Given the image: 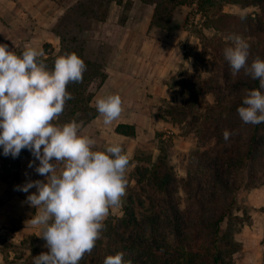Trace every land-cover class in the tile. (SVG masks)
<instances>
[{"label":"trees","instance_id":"trees-1","mask_svg":"<svg viewBox=\"0 0 264 264\" xmlns=\"http://www.w3.org/2000/svg\"><path fill=\"white\" fill-rule=\"evenodd\" d=\"M224 1L242 7H256L259 13L254 17L221 14L213 19L211 27L223 34L234 30L250 37L257 35V44L247 42L250 45L248 63L256 57L264 60V0ZM91 3L92 0L77 2L58 22L54 29L60 39L56 54L47 53L48 47H43L47 56L40 59L49 69L53 68L56 57L66 53H76L86 64L83 82L67 86L73 99L66 102L63 114L53 123L59 124L68 117L78 120L80 114H87L82 119L84 124L98 114L90 103L95 91L106 79L104 68L107 60L102 53L89 51L90 41L81 25L80 20L86 16L84 7ZM100 3L102 0H99ZM91 12L96 13L95 10ZM75 16L76 20H73ZM94 20L104 19L94 17ZM151 24L160 25L158 5L155 6ZM193 57L195 64L212 62L218 66L221 63V73L204 83L190 75L189 79L180 78L169 84L173 92L178 91L185 98L181 105H174L172 111L167 112L173 118L185 119L192 114L198 98L203 94L212 92L215 97L214 104L201 120L200 131L203 146L211 140L214 143L192 154L183 180L184 208H180L176 197L177 179L166 162V156L158 157L152 171L136 168L134 176L139 194L135 195V200L132 196L123 199V215L118 228L108 218L104 221L101 238L96 241L92 252L85 254L87 257H83L81 264H103L105 257L118 252H123L124 261H131V264H230L232 255L238 251L237 244L221 235V226L232 214L235 196L241 188L237 182L239 172L257 165L262 157L264 123L245 124L239 118L237 109L243 106L245 90L256 89L264 94V89H260L259 80H253L243 70L233 75L223 51L217 49L213 61H204L206 51H193ZM92 84H96V90H90ZM225 130L231 133L227 141L223 138ZM115 132L133 136L134 128L119 124ZM248 183L251 188L258 185L253 175H250ZM26 243L27 239L22 240L20 247L31 253L34 247H27Z\"/></svg>","mask_w":264,"mask_h":264},{"label":"clouds","instance_id":"clouds-1","mask_svg":"<svg viewBox=\"0 0 264 264\" xmlns=\"http://www.w3.org/2000/svg\"><path fill=\"white\" fill-rule=\"evenodd\" d=\"M228 39L232 46L223 54L233 75L243 70L264 89V60L256 57L249 64L247 41L239 35ZM43 55L27 45L17 55L7 44H0V147L4 156L13 158L28 149L39 161L35 172L45 177L18 187L25 193L36 189L27 196L36 209L27 223L40 227L49 250L34 257L33 264H79L101 238L110 209L122 206L129 160L119 144L93 150L96 141L80 133L82 122L53 123L73 99L67 86L83 82L86 64L76 53H66L56 57L49 69L40 59ZM92 103L106 126L123 111L119 95L98 96ZM242 105L237 109L242 122L264 123L260 90H245ZM230 135L225 130L224 140ZM123 257V252L109 255L103 264H131Z\"/></svg>","mask_w":264,"mask_h":264},{"label":"rangeland","instance_id":"rangeland-1","mask_svg":"<svg viewBox=\"0 0 264 264\" xmlns=\"http://www.w3.org/2000/svg\"><path fill=\"white\" fill-rule=\"evenodd\" d=\"M134 2H137L135 8L138 12L135 19L142 20L146 18L149 11L154 10L155 6L158 5L159 27L174 30L176 26H179L181 30L183 29L191 34L188 39L179 38L177 40L176 45L185 54L186 61L181 63L176 72L169 74L163 80L169 89V84H173L180 78L189 79L190 75L197 78L200 83L220 76L221 63L218 66L212 62L210 64L205 62L195 64L193 51H206L204 61H213L217 49L224 51L226 47L232 46V42L228 39L230 35H239L247 42L258 43L257 35L250 37L248 34H239L234 30L223 34L218 33L211 27L213 19L221 14L240 17L251 15L254 17V14L259 13V9L256 7H242L237 4L226 3L224 0H102L100 4L99 0H92L91 4H86L84 7L86 16L80 21L90 41L89 51L91 53L95 51L97 54L100 52L102 57L107 60L104 68L105 74L107 69L111 70L112 68L110 62L116 49L114 41L122 38V32H115L113 27L107 26L105 22L110 16L112 7L121 5L122 12L118 18L121 23L127 17L126 14L132 8ZM194 9L201 11L204 18L202 17L203 21L200 26L188 30L186 28L188 14ZM92 10H95L96 13L92 14ZM94 17L104 20H94ZM72 19L76 20V16ZM108 37H112V40H108ZM49 52L48 50L47 53ZM90 90H96V84H92ZM184 100L185 98L178 91H174V94L166 98H159L154 106V111L146 113L149 122L144 126L137 127L133 136L116 135L113 133L111 125L97 126V124L92 123L93 121L83 124L82 119H85L87 114H80L79 119H75L77 123L82 122L80 133L96 141L93 150L103 151L106 146L112 144H119L123 148L124 154L127 155L130 161L126 172L128 181L126 196L123 199L132 196L135 200V195L140 192L135 182V169L147 168L152 171L158 163V157L164 155L167 157L168 166L177 179L176 197L180 203V208H184L186 197L183 191V180L189 170L192 154L195 151H203L207 146L214 143V140H211L205 144L206 146H203L200 140V131L202 127L201 120L207 110L214 104L215 97L212 92L200 96L196 102L194 112L185 119L177 116L173 118L168 114L172 111L174 105H181ZM72 120L73 117H68L67 120H63L59 124L68 123ZM2 152L3 149L0 147V156H2ZM20 154L17 158L10 157L8 160L3 155L5 161H7L5 166L12 174L13 179V175L17 171ZM250 168H244L239 172L237 182L240 183L241 188L235 196L232 214L221 226V235L237 244L239 246L238 251L241 250L242 245L249 249L253 255L249 256L247 264H264V148L259 163ZM250 175H253L255 181L258 182L256 188H251L248 183ZM122 215L123 205L119 208L110 209L107 218L109 222L115 223L118 228ZM36 244L37 241L33 238L27 239L26 246L32 245L34 247L31 253L19 246L14 247L12 245L11 254H8L4 264H33L34 257L49 251H43L44 249ZM258 251H261V256H256ZM235 255L236 253L232 255L230 264H235L233 260L235 261L238 257ZM86 257L85 255L84 258ZM79 264L81 263L79 262ZM82 264H86V262Z\"/></svg>","mask_w":264,"mask_h":264},{"label":"crops","instance_id":"crops-1","mask_svg":"<svg viewBox=\"0 0 264 264\" xmlns=\"http://www.w3.org/2000/svg\"><path fill=\"white\" fill-rule=\"evenodd\" d=\"M81 0H0V44H7L9 51L17 55L23 52L25 46H31L38 51L48 50L55 53L59 50L60 39L54 32L61 18L70 8ZM137 2L126 18L118 21L122 12L121 5L112 7L110 16L106 20L107 26H112L115 32H122V38L115 40V54L111 60V70L106 71L107 77L94 94L95 97L109 94L119 95L123 101V111L111 126L113 133L119 124L134 128L144 126L149 122L148 114L154 111L159 98H166L174 92L168 88L163 80L176 72L182 62L186 61L185 54L179 50L176 43L180 39H188L191 34L176 26L174 30L154 26L151 24L154 10L151 9L146 18L135 19ZM178 10V9H177ZM112 40V37H108ZM119 41L118 43H116ZM44 53V57L47 54ZM96 109V108H95ZM93 124L104 126L103 118L97 114ZM123 136V135H119ZM127 137V136H125ZM3 153V152H2ZM7 161L0 156V264L6 262L11 254V246H19L22 240L33 238L44 250L46 241L40 237L39 226L27 223L36 212L27 202V196L35 193L32 188L25 193L18 190L29 181L41 180L45 177L35 172L39 166L31 152L22 150L18 158L17 171L14 179L6 168ZM32 163L33 166L29 167ZM36 244V245H37ZM26 250V249H25ZM235 264H247L249 249L242 245L236 252ZM235 255V256H236ZM258 251L256 256H261ZM9 259V258H8Z\"/></svg>","mask_w":264,"mask_h":264},{"label":"built area","instance_id":"built-area-1","mask_svg":"<svg viewBox=\"0 0 264 264\" xmlns=\"http://www.w3.org/2000/svg\"><path fill=\"white\" fill-rule=\"evenodd\" d=\"M202 13L201 11H198L197 9H194L191 11V13L188 14V19H187V24H186V28L188 30H192L198 26H200V24L202 23ZM204 18V17H203ZM10 157H12L11 155L9 156H5V158L8 160Z\"/></svg>","mask_w":264,"mask_h":264}]
</instances>
